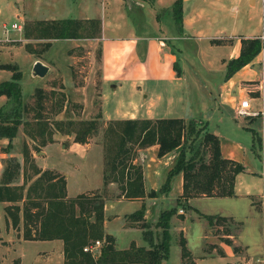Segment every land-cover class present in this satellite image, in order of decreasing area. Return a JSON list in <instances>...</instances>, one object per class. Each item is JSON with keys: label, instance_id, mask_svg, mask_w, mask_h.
Instances as JSON below:
<instances>
[{"label": "crops", "instance_id": "1", "mask_svg": "<svg viewBox=\"0 0 264 264\" xmlns=\"http://www.w3.org/2000/svg\"><path fill=\"white\" fill-rule=\"evenodd\" d=\"M124 1L128 10H125L124 15L118 14V11L117 20L97 18L99 35L95 40L99 46V83L100 87L108 85L112 89L106 95L100 88V96L105 99L102 105H108V108L105 114L104 110L100 112L99 109V118L104 122L159 118L194 119L202 122L207 132L217 136L220 156L243 166V171L235 175L234 194L230 197L198 196L182 199L180 172L172 175L168 184H164L177 150L157 156V145L152 144L136 149V155L131 161L134 164L138 159L143 162V195L125 197L116 181H110L103 187L102 175L106 169V161L99 141L87 138L85 142L78 143L73 141L72 136L57 131H52L49 135L51 140H46L47 133L35 134V119L30 115L23 118L28 123L20 125L14 137L10 140L0 138V185L23 186L20 200L0 201V264H84L79 254L65 258L60 238H23V233L34 236L39 232L38 220L25 225L22 206L28 185L43 171H49L50 174L62 176L64 179L65 196L61 198L63 216L71 210L66 205L67 200L79 195H98L102 201L101 231L112 236L115 250H125L130 245L145 249L155 245L159 240V229L153 224L161 211L175 206V212L169 219L168 256L158 264L181 263L179 246L177 245L178 250L173 259L170 257V247L173 243L177 244L179 234L185 239V245L187 244L185 220L200 224L201 227L197 246L190 250L186 245L193 264H257L261 258L249 257L246 254V245L237 242L236 237L243 224L236 214L232 210H205L200 202L217 199L218 201H214L217 205L215 208H220L219 205H235L237 200H244L245 205L252 212L258 213L262 222L264 220V169H258L255 165L254 157L257 154L253 151L255 145L251 133L249 132L250 139L246 136L238 137L239 140L230 136L224 138L233 129L230 118H238L234 115V108L240 99H246V110L254 114L240 118L251 124L257 122L256 129L249 123L244 127L248 131L254 130L264 140V85L260 69L261 59H258L261 52L249 63L225 77V62L238 54L239 38H261L264 28L255 35H225L220 26L211 32L213 17H209L202 6L196 5L195 0H181V31L178 32L169 10L174 0H170V5L165 8L153 7L155 0ZM204 1L211 3V0ZM247 1L249 4L255 2ZM263 1L260 0L262 24ZM118 3L120 5L121 0ZM82 7L79 12L83 10L84 16L81 18L96 17V14H89V7L85 3ZM134 7L141 17L132 22L128 20L127 14ZM144 8L150 14L146 20L142 17ZM162 10L167 12L166 17L160 20L158 12ZM13 15L17 16L18 13ZM18 19L20 20L19 15ZM2 40L3 37H0V41ZM213 40L220 42L215 44ZM10 48L0 43V53L10 54ZM7 75L10 77L11 71L0 70V82L8 80L5 79ZM27 99V96L21 94V105ZM256 99L260 100L259 110L251 108L252 100ZM6 104L7 97L0 95V108ZM211 121L214 122L212 126ZM9 160L16 163L17 167L15 173L5 175L4 169ZM149 191H153L154 195L148 196ZM177 200L193 213L192 217H185L183 211L178 213L180 206L176 204ZM32 201H39L40 206L46 209L43 200L32 197ZM12 205L18 206L14 225L11 224L6 210V207ZM39 208L29 206L26 213L32 215ZM135 211H141V216L129 217ZM198 213L230 218L239 225L237 228L229 226L228 234H223V228H227L226 222L208 225ZM87 221H92V216ZM142 222L147 226L145 229L151 231L150 234H142ZM205 227L210 228V234H206ZM223 237L230 243L223 241ZM126 238L127 242L124 241ZM212 238H216L218 242L211 241Z\"/></svg>", "mask_w": 264, "mask_h": 264}, {"label": "trees", "instance_id": "2", "mask_svg": "<svg viewBox=\"0 0 264 264\" xmlns=\"http://www.w3.org/2000/svg\"><path fill=\"white\" fill-rule=\"evenodd\" d=\"M175 28L181 31V0H174L170 6ZM91 20V21H90ZM90 25H95L92 19ZM262 20L264 21V1L262 4ZM92 23V24H91ZM92 26V27H93ZM81 28L80 21L62 19L59 21L35 22V39H62L76 38ZM25 32V37H30ZM215 44L220 41L213 40ZM259 52H263L262 71L264 76V29L262 37H240L238 54L225 62V77L230 76L234 71L249 63ZM0 69L11 71L8 80L0 82V95L7 97V104L0 108V138L10 140L15 136L20 125H27L28 121L23 120L26 108L21 105V93L19 87L20 72L16 66L0 64ZM61 106L58 108L60 110ZM264 114V100L262 106ZM35 119V134L43 135V122L37 114L31 115ZM96 119L85 123L80 131H72L73 141L83 143L88 137L94 135L98 128ZM61 123H56V129ZM32 129V128H31ZM196 130V131H195ZM203 130L202 137L198 142L197 148L186 155L183 147L185 136H197ZM252 139L259 142L256 132L249 129ZM102 137L99 140L104 151L106 169L103 170V187L110 181H116L125 197H138L143 195L141 169L139 165L132 163L134 157L127 144L135 146L136 149L144 148L152 144L157 145V156L177 150L173 165L168 171L166 181L176 174L182 175V192L180 197L184 200L198 196L223 197L233 196V184L235 175L243 171V166L235 161L224 159L219 153L218 138L215 134L207 132L202 122L182 118H159V119H128L122 121L108 122L105 126ZM115 138V139H114ZM117 138V140H116ZM46 140H51L48 137ZM105 141V143H104ZM116 141V143H115ZM45 142V140H44ZM253 143V145H254ZM131 149V148H130ZM5 167L8 174L15 173L17 164L9 160ZM22 185L7 186L0 185V201H18L22 198ZM148 196H153L154 192L149 191ZM34 195V196H33ZM64 194V179L62 176L50 174L49 171L41 172L27 187L22 206V217L27 222L39 221V232L37 235L30 236L23 233L24 239H43L60 238L63 244V253L66 259L79 254L84 264H158L168 256L169 247V219L175 212V206L160 212L154 227L158 228L159 240L155 245H150L148 249L130 245L125 250H115L113 238L103 234L101 231V206L102 201L98 195L85 196L79 195L66 201L71 210L65 216L62 212L61 198ZM32 197L41 199L46 203L45 207L40 206L39 201H32ZM176 204H181L178 200ZM29 206H39V210L32 215L27 214ZM76 209V211H75ZM10 216L11 224L16 223V211L18 206L6 207ZM92 212V213H91ZM205 219L208 225L225 223L227 228H223V234H228V227L237 228L239 223L233 222L230 218L217 215H205L198 213ZM92 216V221L87 218ZM141 211H135L129 217H140ZM142 234H150V230L145 229L146 224L141 223ZM223 241L230 243L225 237ZM97 240L101 245L94 253L83 251L82 248L91 245ZM89 241H92L89 243ZM177 245L180 250V264H193L191 254L185 245V239L179 234ZM99 248V249H98ZM233 250H236L233 247ZM80 260V261H81Z\"/></svg>", "mask_w": 264, "mask_h": 264}, {"label": "rangeland", "instance_id": "3", "mask_svg": "<svg viewBox=\"0 0 264 264\" xmlns=\"http://www.w3.org/2000/svg\"><path fill=\"white\" fill-rule=\"evenodd\" d=\"M156 2L157 4H155ZM210 2L207 4L204 0H195L196 5L202 6L207 15L213 17L211 32H214L217 26H220L223 28L225 35H255L264 28L261 21L260 0H255L254 4H249L247 0H211ZM84 3L89 7V14H96V17L92 19L93 22L96 21L94 26L90 25V19L81 18L84 16L82 14L84 11H79L83 9ZM155 3L153 7L165 8L170 5V0H155ZM118 4V0H0V37H3L0 43L8 45L12 49L10 54L0 53V63L12 64L20 72L18 83L21 94L28 97L24 104L26 112L23 115L27 117L37 112L41 118L40 121L44 123L43 129L47 133L46 139L52 131L73 137L72 131H80L86 122L96 119L98 128L94 135L88 138L92 141L104 140L102 132L108 121L104 122L98 115L99 109L100 112L104 110L105 114L108 105H102L105 99L103 100L100 96V88L106 95L112 89L108 85L100 87L99 46L95 37L99 35V18L107 21L117 20L118 11V14L124 15L125 10H128L124 0H121L120 5ZM135 8H132L127 14L129 21L135 22L139 16L141 17V14L134 10ZM165 12L164 10L158 12L160 20L166 17ZM14 13H18L20 16V30L10 29L12 22H18L16 18L18 15L14 16ZM142 17L144 20L150 17L148 9L145 10L144 8ZM62 19L80 21L81 28L76 38H34L35 22L59 21ZM25 32L32 36L25 37ZM258 59H261L260 69L264 85L263 52H261ZM34 61H40L47 67V72L43 77L31 75V66ZM0 70L8 72L7 69ZM5 79H9V76L7 75ZM260 107L259 99L252 100V109L259 110ZM230 119L233 129H230L224 138L230 136V138L238 139V137L246 136L250 139V133L244 125L251 123L248 122V124L245 119L240 117ZM56 123H61L58 126L59 130L56 129ZM210 124L212 126L214 122L211 121ZM257 124V122H253L251 127L256 129L258 128ZM202 134L203 130L197 136H185L182 144L186 149V155L197 148ZM258 139L259 142H255V146H253V151L257 154L254 161L258 169H264V140L262 138ZM126 147L130 150L132 157L136 155L135 146L127 144ZM135 162L141 169L143 162L140 159ZM214 201L218 200L212 199L208 202H200V206L211 211L219 209L232 210L243 224L241 231L237 234V242L246 245V254L249 257L264 258V220L262 222V219L258 218V213L252 212L245 205L244 200H237L235 205H219L220 208H215L217 205ZM178 205L185 217H192L193 213L184 204ZM194 223H188L185 220L186 245L190 250L196 247L200 241L201 227L200 224ZM204 230L206 234L211 233L209 227H205ZM210 240L218 242L216 238ZM124 241L127 242V238ZM175 244L173 243L170 247L171 259L174 258L178 250V246ZM256 263L261 264L260 261Z\"/></svg>", "mask_w": 264, "mask_h": 264}, {"label": "built area", "instance_id": "4", "mask_svg": "<svg viewBox=\"0 0 264 264\" xmlns=\"http://www.w3.org/2000/svg\"><path fill=\"white\" fill-rule=\"evenodd\" d=\"M17 19H18V17H17ZM10 29L20 30L21 29L20 20L18 19L17 23L12 22L10 24ZM247 107H248L247 100L246 99H240L238 105H236V107L234 108V115L236 117H246V116H249L250 114H254V113L247 111L246 110ZM177 211H178V213H182V209H178ZM98 246H99V242L97 240H95V241H93V243L91 245L84 246L82 248V250L90 252V253H94ZM258 261H260L261 264H263V259H260Z\"/></svg>", "mask_w": 264, "mask_h": 264}, {"label": "water", "instance_id": "5", "mask_svg": "<svg viewBox=\"0 0 264 264\" xmlns=\"http://www.w3.org/2000/svg\"><path fill=\"white\" fill-rule=\"evenodd\" d=\"M127 2L129 0H126ZM47 72V67L42 64L40 61H34L31 66V75L37 77H43Z\"/></svg>", "mask_w": 264, "mask_h": 264}]
</instances>
